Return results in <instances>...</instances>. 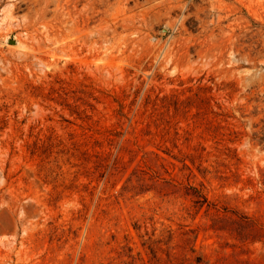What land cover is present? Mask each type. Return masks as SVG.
I'll return each instance as SVG.
<instances>
[{"label": "rangeland", "instance_id": "374dc122", "mask_svg": "<svg viewBox=\"0 0 264 264\" xmlns=\"http://www.w3.org/2000/svg\"><path fill=\"white\" fill-rule=\"evenodd\" d=\"M0 264H264V0H0Z\"/></svg>", "mask_w": 264, "mask_h": 264}]
</instances>
